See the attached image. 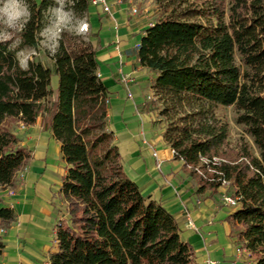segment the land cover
<instances>
[{"label": "trees", "instance_id": "1", "mask_svg": "<svg viewBox=\"0 0 264 264\" xmlns=\"http://www.w3.org/2000/svg\"><path fill=\"white\" fill-rule=\"evenodd\" d=\"M24 2L30 18L17 45L0 42V191L12 187L31 158L12 126L38 120L65 164L64 216L53 227L48 264H190L192 250L173 217L121 172L87 37L60 38L48 63L32 58L21 69L15 51L36 47L51 0ZM156 3V16L125 51L152 72L143 108L163 123V139L198 193H215L227 182L235 206L225 221L240 264H264V0ZM88 7L89 0H72L85 18ZM216 106L233 108L256 156L245 143L228 144ZM13 219L0 204V228Z\"/></svg>", "mask_w": 264, "mask_h": 264}, {"label": "crops", "instance_id": "2", "mask_svg": "<svg viewBox=\"0 0 264 264\" xmlns=\"http://www.w3.org/2000/svg\"><path fill=\"white\" fill-rule=\"evenodd\" d=\"M108 2V12L89 4L86 37L95 52L96 76L105 89V121L122 174L146 201L159 204L173 217L179 239L192 250L190 264H240L243 255L235 250L225 221L235 206L223 201L229 188L198 193L194 180L165 143L163 123L143 108L150 97L152 72L139 67L125 51L136 45L139 31L151 21L132 29L123 4ZM56 85L52 76V96ZM26 128L19 145L31 158L12 187L0 191V204L14 213L13 221L2 227L0 264H48L51 233L64 216L59 188L65 164L59 144L40 130L38 120Z\"/></svg>", "mask_w": 264, "mask_h": 264}, {"label": "rangeland", "instance_id": "3", "mask_svg": "<svg viewBox=\"0 0 264 264\" xmlns=\"http://www.w3.org/2000/svg\"><path fill=\"white\" fill-rule=\"evenodd\" d=\"M156 1L157 0H117L114 3L123 4L129 27L138 29L146 22L152 21L156 16L158 12ZM109 5L110 3L108 2V6ZM130 7H134L136 12H130ZM108 10L110 9L108 8ZM61 15L63 16L62 22L59 21ZM42 21V27L37 33L36 47H23L15 51V57L18 62V54L21 53L29 54L32 58L48 63L50 61V55L57 47L60 38L71 39L72 37L80 36L82 39H85L87 36V24L85 31L81 28V24L85 22V17L83 14L73 11L72 0H51L50 6L42 11ZM5 30V27L0 24V31ZM7 31L12 33V37L5 42L10 48H14L19 41V30L7 29ZM213 111L216 116L220 117L227 124L228 144L233 147L240 142L245 143L249 152L253 156H256L257 151L252 145L251 139L243 133L241 126L234 123L233 108L216 106L213 108ZM12 132L19 140H22L27 132V128L20 124H15L12 126ZM229 192L230 190L228 189V193ZM44 263L45 262L42 261L38 264Z\"/></svg>", "mask_w": 264, "mask_h": 264}, {"label": "clouds", "instance_id": "4", "mask_svg": "<svg viewBox=\"0 0 264 264\" xmlns=\"http://www.w3.org/2000/svg\"><path fill=\"white\" fill-rule=\"evenodd\" d=\"M30 18L27 5L24 0H0V24L5 27V31H0V42L11 39L12 33L7 29L22 31ZM63 21V16L59 17ZM21 69H28V61L32 59L29 54H18Z\"/></svg>", "mask_w": 264, "mask_h": 264}, {"label": "built area", "instance_id": "5", "mask_svg": "<svg viewBox=\"0 0 264 264\" xmlns=\"http://www.w3.org/2000/svg\"><path fill=\"white\" fill-rule=\"evenodd\" d=\"M117 1V0H116ZM89 4L90 5H100L101 6V10L103 12H108V0H89ZM130 12L135 13L136 9L134 7H130L129 9ZM81 28L85 31L86 30V23L83 22L81 24ZM152 157H155L156 154L154 151L150 152ZM227 182H223V186H227ZM223 201L225 202V204L229 205V206H234L235 205V200L231 197H229L228 195L225 196L223 198ZM4 233V229L0 228V235Z\"/></svg>", "mask_w": 264, "mask_h": 264}]
</instances>
